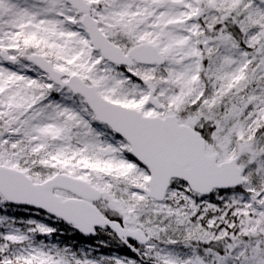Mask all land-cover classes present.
<instances>
[{"label": "snow or ice", "instance_id": "1", "mask_svg": "<svg viewBox=\"0 0 264 264\" xmlns=\"http://www.w3.org/2000/svg\"><path fill=\"white\" fill-rule=\"evenodd\" d=\"M0 264H264V0H0Z\"/></svg>", "mask_w": 264, "mask_h": 264}]
</instances>
